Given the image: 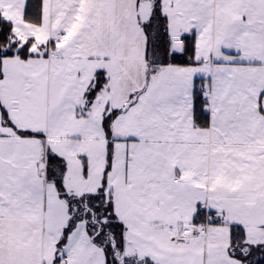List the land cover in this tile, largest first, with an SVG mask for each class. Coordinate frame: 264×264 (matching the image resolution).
I'll return each mask as SVG.
<instances>
[{
  "label": "snow or ice",
  "instance_id": "1",
  "mask_svg": "<svg viewBox=\"0 0 264 264\" xmlns=\"http://www.w3.org/2000/svg\"><path fill=\"white\" fill-rule=\"evenodd\" d=\"M0 264H264V0H0Z\"/></svg>",
  "mask_w": 264,
  "mask_h": 264
}]
</instances>
